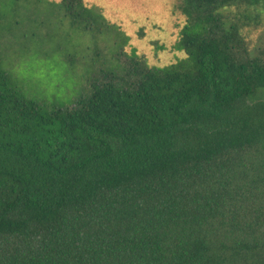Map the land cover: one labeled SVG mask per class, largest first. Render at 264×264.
Masks as SVG:
<instances>
[{
	"label": "trees",
	"instance_id": "trees-1",
	"mask_svg": "<svg viewBox=\"0 0 264 264\" xmlns=\"http://www.w3.org/2000/svg\"><path fill=\"white\" fill-rule=\"evenodd\" d=\"M177 2L182 58L134 51L66 108L26 98L0 52V264H264V39L244 33L264 0ZM59 7L114 26L84 0Z\"/></svg>",
	"mask_w": 264,
	"mask_h": 264
},
{
	"label": "rangeland",
	"instance_id": "rangeland-1",
	"mask_svg": "<svg viewBox=\"0 0 264 264\" xmlns=\"http://www.w3.org/2000/svg\"><path fill=\"white\" fill-rule=\"evenodd\" d=\"M84 1L98 7L114 26L98 25L93 31L82 22L71 26L60 10V0H37L38 10L33 4L0 13L3 66L15 88L45 111L73 106L87 96L98 76L118 72L134 51L156 67L184 56L175 48L185 23L179 12L173 13L178 0ZM235 15L239 16L232 9L230 19ZM252 17H259L260 23L247 27L244 33L253 48L264 39V6L254 9ZM143 28L145 36L140 38ZM121 36L130 38L128 45H120ZM258 100H264V88L253 99Z\"/></svg>",
	"mask_w": 264,
	"mask_h": 264
}]
</instances>
